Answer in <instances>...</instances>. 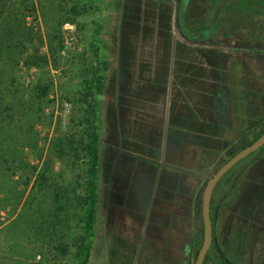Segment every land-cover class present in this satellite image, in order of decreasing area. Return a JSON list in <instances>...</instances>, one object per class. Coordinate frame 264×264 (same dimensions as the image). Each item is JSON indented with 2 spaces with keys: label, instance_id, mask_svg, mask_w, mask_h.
I'll use <instances>...</instances> for the list:
<instances>
[{
  "label": "rangeland",
  "instance_id": "obj_1",
  "mask_svg": "<svg viewBox=\"0 0 264 264\" xmlns=\"http://www.w3.org/2000/svg\"><path fill=\"white\" fill-rule=\"evenodd\" d=\"M75 1L38 0L45 12L68 10ZM98 2L97 12L78 19L81 28L64 25L66 58L62 69H52L50 95L66 130L75 108L67 97L77 92L81 54L94 56L91 41L98 22L101 53L111 59L112 74L102 99L103 200L89 264H184L197 226L195 205L208 179L230 158L231 146L259 128L264 116V65L238 49L245 42L238 36L191 42L194 33L185 36L180 28L189 25L185 16L177 18V0ZM42 8L35 25L45 34ZM39 50L48 52L45 45ZM38 75L24 72L27 83ZM65 101L69 123L62 114ZM53 129L42 126L43 132ZM262 154L258 149L239 160L217 190L216 201L223 205L219 238L234 264H264ZM242 228L252 232V243ZM25 243L0 231V264L70 262L54 247L38 253L41 241Z\"/></svg>",
  "mask_w": 264,
  "mask_h": 264
},
{
  "label": "trees",
  "instance_id": "obj_2",
  "mask_svg": "<svg viewBox=\"0 0 264 264\" xmlns=\"http://www.w3.org/2000/svg\"><path fill=\"white\" fill-rule=\"evenodd\" d=\"M177 4V17L184 14L188 31L195 35L208 36L207 30L213 28L224 36L246 34L249 42L264 44V0H178ZM41 8L38 0H0V231L8 240L21 236L28 245L41 241L38 253L54 247L63 259L70 258V262L51 264H89L103 200L99 190L102 99L110 86L111 59L101 53L102 32L95 21L94 56H80L77 92L67 97L75 108L69 128L63 130L50 95L55 86L52 69H62L66 58L64 25L81 28L78 19L97 12L100 5L98 0H76L68 10L42 8L45 34L35 25ZM40 45L47 46L48 52H40ZM32 70L39 75L27 83L24 72ZM52 125V134L42 131V126ZM258 125L244 136L243 147L264 133V116ZM215 205L213 193L211 250L216 252L220 206ZM200 219V234L193 238L194 259L204 237L201 213ZM221 262L227 264L223 258Z\"/></svg>",
  "mask_w": 264,
  "mask_h": 264
},
{
  "label": "flooded vegetation",
  "instance_id": "obj_3",
  "mask_svg": "<svg viewBox=\"0 0 264 264\" xmlns=\"http://www.w3.org/2000/svg\"><path fill=\"white\" fill-rule=\"evenodd\" d=\"M177 3H178V0H177ZM179 8V7H178ZM178 12V11H177ZM183 14V13H182ZM182 17H184V14H183V16ZM181 17V18H182ZM178 18V17H177ZM180 28H182V30H183V32H184V35L186 36V35H191V34H189V32H188V29L186 30L185 28H190L189 26H185V25H183V26H181ZM231 28V27H230ZM234 28H255L254 26H252V27H249V26H247V27H239V26H236V27H234ZM256 28H260V26H257ZM207 31H209V30H207ZM206 32V31H205ZM191 33V32H190ZM193 33H194V31H193ZM258 35H256V36H258L259 37V35H260V33H257ZM192 35H194V36H192V37H194V38H188L191 42H193V43H198V44H200V42H202L203 40H206V39H209V38H211V36H217V35H219V36H221L222 38H225V37H229V36H231V35H228V36H224V35H221V32L220 31H214V32H211V33H209V35L208 36H201V37H198L197 35H195V34H192ZM254 36V35H253ZM238 37H240V38H242V39H245V42H241L240 43V45H239V47H238V49H240V51L241 52H245V54L246 55H249V56H251V58H253V59H255L257 62H258V64L260 65V64H262V65H264V44H260V42H249V40H248V35H246V34H242L241 36H238ZM258 37H257V39H258ZM219 43H222V42H220L219 41ZM216 44V43H215ZM262 61V62H261ZM260 121V120H259ZM258 124V123H257ZM245 136V134L243 133L242 135H241V137L239 138V140H237V142L233 145V146H231V148L229 149V156H230V158L232 157V156H234L237 152H239L240 150H242L244 147H246V146H244L243 147V144L246 142V138L244 137ZM260 149V148H259ZM258 150V149H257ZM260 152H263V154H264V151H261L260 150ZM258 154H259V152H258ZM263 154L262 155H260V158L263 156ZM229 158V159H230ZM228 159V160H229ZM227 160V161H228ZM234 167V166H233ZM232 167V168H233ZM231 169V168H230ZM229 169V170H230ZM228 170V171H229ZM227 171V172H228ZM226 172V173H227ZM225 173V174H226ZM224 174V175H225ZM223 175V176H224ZM213 176V175H212ZM211 176V177H212ZM223 176L221 177V179L217 182V184H216V186H215V188H214V191H213V193H215V206H220L219 207V211H218V216H217V221H216V241H217V243H218V245H219V248H217L216 249V252L215 251H212L211 250V247H212V245H211V247H210V249L208 250V253H207V255H206V257H205V259H204V262H203V264H205L206 263V261L209 259L213 264H222V262H221V258H223V260L227 263V264H234V262H233V260L230 258V254H229V251L226 249V247L222 244V242H221V240H220V238H219V231H218V219H219V213H220V210L222 209V202H221V199L219 200V201H216V195H217V190H218V188H219V185L222 183L221 182V180H222V178H223ZM210 177V178H211ZM209 178V179H210ZM208 179V180H209ZM208 182V181H207ZM205 189V188H204ZM203 192H204V190H203ZM200 194V193H199ZM212 198H213V196H212ZM201 201H200V203L197 201V203H196V205H195V215L197 216L196 217V223H197V226H196V229L193 231V235H192V238H191V241H190V244H189V256L190 257H192L193 259H194V257H193V238H194V236H196V234H200V227H201V219H200V213L202 214V204H203V194H202V197H201ZM211 216H212V205H211ZM202 217H203V215H202ZM212 220H213V218H212ZM204 223V222H203ZM213 226H214V223H213ZM241 229V228H240ZM234 232V231H233ZM241 232H243V235H245L246 236V242L247 241H249L248 242V244L249 243H252L253 241L251 240L252 238H254L253 237V234H252V232L251 231H246L245 229H243L242 228V230H241ZM229 233H230V235H231V231H230V229H229ZM215 237V236H214ZM213 237V242H214V240H215V238ZM203 240H204V237H203ZM213 242H212V244H213ZM202 244H203V242H202ZM202 246V245H201ZM201 248V247H200ZM200 250V249H199ZM222 252H224V254L225 255H223L222 254ZM199 253V252H198ZM219 254V255H218ZM220 256V257H219ZM197 259V258H196ZM196 259H194V262H193V264L195 263V261H196ZM191 260V259H190ZM190 264H192L191 262H190Z\"/></svg>",
  "mask_w": 264,
  "mask_h": 264
},
{
  "label": "water",
  "instance_id": "obj_4",
  "mask_svg": "<svg viewBox=\"0 0 264 264\" xmlns=\"http://www.w3.org/2000/svg\"><path fill=\"white\" fill-rule=\"evenodd\" d=\"M264 145V133L256 139L252 144L244 147L242 150L237 152L228 161H226L208 180L204 192H203V204H202V215L204 222V240L199 250L197 259L194 264H203L204 259L210 249L213 237H214V226L211 216V205L214 188L221 177L232 168L239 160L246 157L251 152L261 148Z\"/></svg>",
  "mask_w": 264,
  "mask_h": 264
},
{
  "label": "built area",
  "instance_id": "obj_5",
  "mask_svg": "<svg viewBox=\"0 0 264 264\" xmlns=\"http://www.w3.org/2000/svg\"><path fill=\"white\" fill-rule=\"evenodd\" d=\"M67 105H68V102L67 101H65L64 102V109H63V111H62V114H63V118H64V122L65 123H69V109L67 108ZM57 112H58V110H57Z\"/></svg>",
  "mask_w": 264,
  "mask_h": 264
},
{
  "label": "crops",
  "instance_id": "obj_6",
  "mask_svg": "<svg viewBox=\"0 0 264 264\" xmlns=\"http://www.w3.org/2000/svg\"><path fill=\"white\" fill-rule=\"evenodd\" d=\"M184 264H190V256L187 254L186 257H184Z\"/></svg>",
  "mask_w": 264,
  "mask_h": 264
}]
</instances>
